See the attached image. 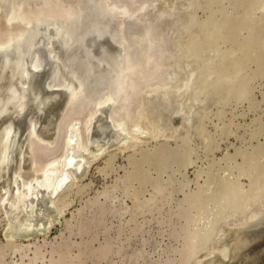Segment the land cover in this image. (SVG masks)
<instances>
[{"label":"bare ground","instance_id":"6f19581e","mask_svg":"<svg viewBox=\"0 0 264 264\" xmlns=\"http://www.w3.org/2000/svg\"><path fill=\"white\" fill-rule=\"evenodd\" d=\"M9 1L0 0V4L5 6ZM20 1L10 6L8 3L5 11L0 13V49L19 40L29 26L38 28L37 24L45 15L53 21L54 18H61L68 22V25L63 23V29L68 34L59 43L56 27L49 26L45 30V39L37 43L41 56L36 54L16 66L14 83L6 86L5 76L0 79V104L5 105L4 115L0 116V221L3 223L4 237L0 240V264H10L7 257L13 255L19 256L14 264H100L108 261L112 255H122L124 250V246L118 247L108 239L97 247L91 245L96 238L95 229L104 222L103 203H93L85 210L81 207L77 210L75 217H72L73 224L66 222V236L59 235V242L50 245L47 261L46 251L42 252L40 243L55 225L62 222L61 219L67 221L64 213L71 192L73 188L84 189L89 185H82L81 182L97 160L107 156V163L116 151L134 149L160 137L190 134L200 102L191 94L199 73L197 75L195 61L191 62L185 52L195 47V51L199 47L204 49L207 37L215 39L226 34L215 35L216 29L212 32L215 24L208 22V29L207 25L206 28L203 26L208 33L205 32L197 40L194 27L185 22L187 25L178 26V14L190 13L191 1L198 2V5L217 1L104 0L105 5L113 8L117 18L122 22L125 20V23L107 18L106 7H103V3L99 4L102 0H39V4L30 9L23 6L24 1ZM205 21L207 24L208 19ZM107 32L114 36V40L108 41L104 37L103 34ZM93 38H99L97 41L100 42L91 43ZM250 44L252 42L243 45L249 47ZM208 48L211 49V45ZM75 49L83 50V56L90 57L88 60L93 59L90 61H94L91 63L94 66L91 75L89 71L86 72L88 67L85 65L82 66L84 69L87 67L85 71L80 69L86 73L85 76L76 68L71 56ZM213 50L216 52V49ZM235 53L233 47H227L220 53L215 66L218 70L216 73L230 78V81L223 80L233 83L231 88L226 82L223 83L220 100L229 93L239 96L247 92L246 80H231L232 72L238 71L237 66L244 58L239 59L240 62H228ZM80 55L79 52L76 57L81 58ZM57 56L68 62L70 74L63 63L58 65ZM161 102H165L164 105ZM81 103L85 106L84 111L79 107ZM161 116L163 123L159 122ZM43 148L48 151L41 158L39 152ZM260 150L254 152L261 155L264 149L262 153ZM261 178L260 173L253 176L246 187L240 183H237L240 187L234 183L224 184V180L223 184L220 182L221 187L218 183L220 188L216 187L219 189L216 192L213 190L216 193L213 195L216 203L219 202L218 205L215 203L216 206H221V209H217L219 212L214 210L215 215H212L218 217H212L213 222H208V227L211 226L206 227L207 233L204 228V235L201 229H196L198 227L193 229L194 222L202 215L204 201L201 203L198 196L195 200L187 201L188 208L180 211L181 215L183 213L181 218L184 216L187 220L182 230L185 234L179 250V264H250V260L260 258L257 253L263 247L260 250L258 247L247 249L255 242H264V232L254 229L257 225L255 221L260 218L264 208V178ZM229 184L233 185L231 189ZM102 196L107 195L102 193ZM212 203L215 206L214 201ZM95 206L96 217L88 215ZM190 210L195 215H191ZM129 221L132 222L131 219ZM231 222L232 226L229 225ZM224 224L231 227H221ZM92 228L94 233L91 232ZM137 230L129 232L130 236L128 234L125 238L127 243L130 242L129 237L137 235ZM89 232L91 236L87 235ZM106 232L107 228L103 234ZM117 232L121 233V230ZM84 236H89V239L83 240ZM72 237L79 238L81 242L76 244ZM134 250L129 257L132 260L140 256V252ZM29 251L31 254L28 257ZM202 251L203 255L198 258V253Z\"/></svg>","mask_w":264,"mask_h":264},{"label":"rangeland","instance_id":"374dc122","mask_svg":"<svg viewBox=\"0 0 264 264\" xmlns=\"http://www.w3.org/2000/svg\"><path fill=\"white\" fill-rule=\"evenodd\" d=\"M17 1L20 0H10L8 2L9 5L8 3H6V5L3 4L5 6H1L0 4V8H2L0 9V13L2 14L10 4L16 3ZM21 1H24L23 6L27 9L36 7L39 4V0ZM195 1L197 2V0ZM216 1L217 2L214 1L210 4L205 3L206 5H198V2L195 3L191 1L193 2L191 5L192 8L189 10L191 12L187 14L180 13L181 17L179 16L180 14H178V26L183 27V25H187L185 23H188L190 26L194 27L197 35H202L200 37L196 36L197 40H200L205 32L208 33V22H213L215 27L217 25V28L214 27L212 31L213 33L215 29L216 32L218 31V33H214L215 35L219 34L223 36L226 34L221 38L216 37L215 39L207 37L204 43V49L203 47H199L197 49L198 51H195V47V49L189 48L188 53L187 51L185 52L186 55L188 54L187 56L191 62L195 61L194 63L196 64L194 65L197 68V75L199 73L192 87L191 94H193V98H197L200 102L194 114L195 118H193L190 134H177L173 138L160 137L156 141L150 140L147 143H142L134 148L135 150L128 148L124 151H116L112 158L113 160L111 159L107 163V156L97 160L81 182L82 185H89L84 187V189L73 188L71 192L69 204L64 213V217L67 221L61 219L62 222L60 220L61 223L55 225L47 235L48 237L40 243L42 245V252L44 253L46 251L44 253L46 255L45 261L49 259L48 250L50 249V245L58 243L61 236H66V222L70 225L73 224L74 220L72 217H75L77 210H79L80 207L85 210L93 203H103L105 204V212L103 214L104 222L95 229L96 238L92 241L93 243L91 245L97 247L99 244L103 243L105 239H108L115 245H118V247L120 245L124 246V250L122 252L123 256L121 253L112 255L108 261H103L100 264L180 263L179 250L183 245L182 243L184 240H182V237L183 234H185V231L182 230L185 229V221L187 220H185L184 216L181 218L183 213L181 215L180 211H183L184 208H188V202L193 199L195 200L197 196L201 199V203L202 200L204 201L201 209L202 215H200V219L202 218V220L198 218L193 224V229L198 227L196 228L197 230L201 229L203 231L200 230V232L206 234L207 229L211 226L208 227L210 224H208V222L211 221L212 223L214 217H218L213 216L215 215L213 212H219L217 209H221L220 205V207L216 206L219 202L216 203L214 196L216 190L219 189L224 182V184L240 183L244 184V187H246L249 180L253 179V176L260 173V178H264V0ZM190 16L194 17L191 18ZM206 19H208L207 24L205 21ZM240 21L242 23H240ZM193 23H195V25ZM205 25H207L206 31L204 30V27L206 28ZM225 39L226 41H224ZM246 42H252V44L246 47L244 46ZM210 45L211 49L208 48ZM214 46L217 47L214 48ZM226 46L233 47L236 50V53L230 57L228 62H240L239 59L244 56L241 60L244 63L241 62L238 64L239 66H237L238 68L236 70L238 71H231L232 74L234 73L233 76H231L233 78L231 80L235 79V82L238 81V79L246 80L247 92L239 96L229 93V95L227 94L228 97L226 96L223 100H220L223 94V90L220 88L224 87L222 86L223 83L226 82L225 80L227 79H229L227 81H230V78L216 73L215 71L218 70H216L215 66H217L218 60L220 59V53L227 48ZM243 47H245V49ZM213 49H216V52H214ZM254 50L255 53H253ZM74 51H72L73 54H70L73 56V62L75 61L74 64L78 71H81V74L85 76L86 73H84V71L88 67L86 72L89 71L90 74H88L91 75L94 71V66H92L91 63L94 61H90L93 59L88 60L90 57L87 58L86 55L83 56V54H85L83 50L79 49L78 51V49H75ZM79 52L81 58L76 57ZM214 53L217 55H214ZM257 53L260 54L258 55ZM243 54H247V56ZM250 56H252V58ZM78 62L81 67L78 65ZM200 63H203L204 66L202 67ZM198 64L200 65L197 66ZM83 65L87 67L84 69V67H82ZM82 68L84 71L80 70ZM207 72H209L210 75ZM204 74H206L205 77ZM222 78H225V80ZM88 79L87 77V80ZM226 83L231 88V84L233 83ZM196 85L198 86L197 88ZM216 92H218V94ZM164 103L165 102H161L160 104L164 105ZM172 103L171 105H173ZM162 118L161 116L159 122L161 121L163 123L164 121ZM197 128L198 130L200 129V132ZM201 135L204 136L201 138ZM256 149L257 151L261 149L260 151L261 153L263 152V154L260 155L254 152ZM249 153L252 154L254 158ZM102 170L104 172H102ZM262 173L263 176L261 175ZM223 180L224 182L222 183ZM262 181L264 182V179ZM220 182L222 184H220ZM240 184L237 185L240 187ZM232 186L233 185L230 186L229 184L230 189ZM160 187H162L161 190ZM213 190H215V192H213ZM209 191L210 193L212 192L211 195ZM204 192H207V195L204 194ZM102 193H105L107 196H102ZM213 193L215 194L213 195ZM94 198L97 200L94 201ZM186 198H188V200H186ZM212 201H214V204L216 203V209ZM230 204L231 202L229 205ZM204 210H206V214ZM90 211L91 212L87 214L96 217V206ZM189 212H191V215L194 213L192 210ZM218 214L219 213H216V215ZM129 219H131L132 222L129 221ZM255 223L258 226L256 225L254 229L264 232V208L260 218L257 219ZM228 224H224L221 227L225 229L230 228L232 222L229 224L231 226ZM2 226L3 223L0 221V240L4 239ZM206 227L208 228L206 229ZM106 228L107 232L104 235L103 232ZM204 228L206 229V233L204 232ZM118 229L121 230V233L117 232ZM133 229H138L136 231L138 233L132 238L129 237L130 242L127 243L125 238H127V235ZM95 230L92 228L91 232L94 233ZM87 235L91 236V233L89 232ZM117 235L120 237L117 238ZM85 236L83 240L89 239V236L88 238ZM104 236L106 237L104 238ZM128 236H130V234ZM30 239L33 238L31 237ZM41 240L42 238L39 241ZM71 240L76 244L77 242H81L77 237H72ZM31 241L32 240H30V242ZM259 242L253 243L247 250L256 247H258L257 249L259 250L262 247L264 248V242H262V244L261 241ZM263 248L260 251L264 250ZM132 249L133 251L136 249L140 252V256L136 260L129 258ZM260 251L259 253H264V251ZM28 253L27 255L29 257L31 251ZM259 253H257V257L260 256L261 258L263 256V258H255L257 261L250 260V264L254 262H256L254 264H264V254H261V256ZM202 255L203 251L200 252V254L198 253L197 256L201 258ZM249 257L250 259L252 258L251 256ZM7 259L10 264H14L19 260V256H8ZM26 259L27 257L24 258V260ZM35 264L40 263L38 262Z\"/></svg>","mask_w":264,"mask_h":264},{"label":"water","instance_id":"95a60500","mask_svg":"<svg viewBox=\"0 0 264 264\" xmlns=\"http://www.w3.org/2000/svg\"><path fill=\"white\" fill-rule=\"evenodd\" d=\"M102 3L104 5L103 7H106L105 8V15L107 16V18L113 19V20L115 19L118 22L125 23V20L122 22V20L120 21L119 18H117L116 13H115L113 8L110 9L109 7H107V5H105L104 0H102L101 3H99V4H102ZM45 16H43V18H41L42 20H41L40 24L36 23L38 28L36 26L35 27L29 26L27 31L22 33L19 40L11 42L9 45L0 49V79H2L3 76H5L6 86H8L9 84L14 83L16 81L15 80V78H16L15 77V68H16V66H19V64L24 59H29L30 57L36 56V54L38 55V57L41 56L38 53L39 46L37 43H40L42 39L43 40L45 39V30L49 26H51V27L55 26L56 27V31L58 32V33H56V39H58L59 43H61L60 41L63 42V39L65 38V36H67L68 32L67 31L65 32V30L63 29V23L65 22L64 20H62L61 18L56 20V18H54V21H53L50 19L49 16H46V17ZM116 21H114V22H116ZM65 23H67V25H68V22H65ZM38 30H40V32H38ZM94 35H97V33L94 32ZM103 35H104V37L106 36V39L108 41L114 40V36H112V35L110 36V34L108 32L103 34ZM116 37H117V35H116ZM94 38L91 40L92 41L91 43L97 44V42H100V41H97V40H99V38H96V40ZM101 38H102V36H101ZM56 62L58 63V65L63 63L65 65L64 67L66 68L67 72L70 74L68 62L63 60L61 58V56L60 57L57 56ZM97 66H99V65H97ZM105 67H106V65L104 66V68ZM85 90H86V88H85ZM5 93L9 94V92H4V94ZM3 105L4 104H2V105L0 104V116L4 115L5 105L4 106ZM79 107L81 108V111L85 110V106L82 103ZM43 149L44 150L41 149L39 152V156H42V158L46 156V152L48 151V150H46L47 148H43Z\"/></svg>","mask_w":264,"mask_h":264}]
</instances>
